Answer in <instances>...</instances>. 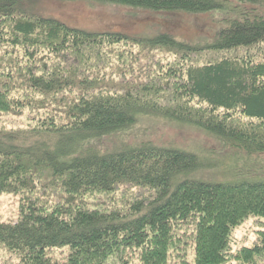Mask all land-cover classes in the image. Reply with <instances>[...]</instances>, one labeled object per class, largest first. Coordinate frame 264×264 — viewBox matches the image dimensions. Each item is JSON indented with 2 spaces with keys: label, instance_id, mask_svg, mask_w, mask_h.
Wrapping results in <instances>:
<instances>
[{
  "label": "trees",
  "instance_id": "obj_1",
  "mask_svg": "<svg viewBox=\"0 0 264 264\" xmlns=\"http://www.w3.org/2000/svg\"><path fill=\"white\" fill-rule=\"evenodd\" d=\"M30 1L0 0V195L18 199L0 264H191L189 249L193 264H264V228L231 252L232 230L264 219V176L197 180L196 155L149 142L101 150L146 116L264 155V0H59L218 14L204 46L88 33Z\"/></svg>",
  "mask_w": 264,
  "mask_h": 264
},
{
  "label": "rangeland",
  "instance_id": "obj_2",
  "mask_svg": "<svg viewBox=\"0 0 264 264\" xmlns=\"http://www.w3.org/2000/svg\"><path fill=\"white\" fill-rule=\"evenodd\" d=\"M24 11L43 19L58 21L70 28L88 33H119L131 38H153L157 34L171 35L178 41L190 45H209L219 27V15L215 13H161L129 8L100 5L89 1L33 0L23 5ZM30 117V114L28 113ZM27 114L23 115V124L28 125ZM5 119V117H0ZM16 123L10 124L15 126ZM3 126V124H2ZM151 143L164 148L176 149L196 155L201 163L202 173L194 175L197 180L224 181L259 180L264 176V155L258 160L234 154L202 129L184 123L163 118L141 117L131 130L112 135L105 139L103 152H120L134 146ZM18 199L11 195H0V221L17 220ZM261 217H249L240 226L232 230L231 252L241 247H250L262 230ZM187 260L193 264V253L187 251ZM168 264H171L170 261ZM222 264H242L228 258Z\"/></svg>",
  "mask_w": 264,
  "mask_h": 264
}]
</instances>
